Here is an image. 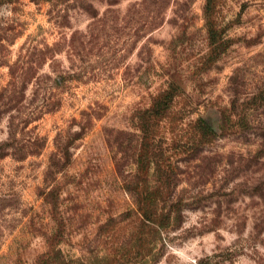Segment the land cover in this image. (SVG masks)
Here are the masks:
<instances>
[{
  "label": "rangeland",
  "instance_id": "rangeland-1",
  "mask_svg": "<svg viewBox=\"0 0 264 264\" xmlns=\"http://www.w3.org/2000/svg\"><path fill=\"white\" fill-rule=\"evenodd\" d=\"M3 144L0 264H264V0H0Z\"/></svg>",
  "mask_w": 264,
  "mask_h": 264
},
{
  "label": "trees",
  "instance_id": "trees-1",
  "mask_svg": "<svg viewBox=\"0 0 264 264\" xmlns=\"http://www.w3.org/2000/svg\"><path fill=\"white\" fill-rule=\"evenodd\" d=\"M176 96L171 91V89L164 91L162 94H159L152 103V106L149 110L145 112V119L143 120L142 124H140V129L142 130L143 136L142 140H144V144L141 146L140 152H145L146 155H140V159L138 160L139 166L146 165L149 157L147 153L150 155H155L154 152L150 151L149 146L152 145L155 141V136L151 132L150 125L155 120L167 116V113L170 111L173 102ZM194 130L197 132V135L202 139H211L216 137L215 130L202 118H197L194 123ZM7 144L0 145L1 148H4ZM0 158H3L0 156ZM68 158L65 159V163H68ZM58 162L61 165V169L64 168V159ZM60 169V170H61ZM48 172L50 170L48 169ZM57 173V172H55ZM163 194H161L159 189L155 188H145L144 190L140 191L135 199V205L138 213L141 216L143 228L148 230V234H151L153 231H156L154 228L155 224L159 220V217H163L165 219H169L170 211L166 212L165 207L157 202L161 200ZM160 199V200H159ZM153 225V227H152ZM153 228V229H152ZM155 229V230H154ZM157 232V231H156ZM117 264H126L125 262L117 263Z\"/></svg>",
  "mask_w": 264,
  "mask_h": 264
}]
</instances>
